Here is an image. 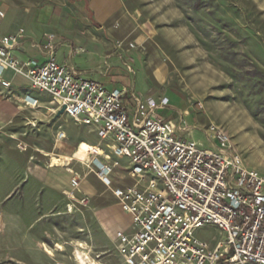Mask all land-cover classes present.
Listing matches in <instances>:
<instances>
[{
    "label": "rangeland",
    "instance_id": "rangeland-1",
    "mask_svg": "<svg viewBox=\"0 0 264 264\" xmlns=\"http://www.w3.org/2000/svg\"><path fill=\"white\" fill-rule=\"evenodd\" d=\"M174 3L206 50L201 69L182 74L183 84L187 82L195 94L193 111L203 115L209 110L200 111L207 109L209 102L216 105L210 117L206 114L209 125L197 130L196 140L205 148L216 149L215 129L221 128L231 135L232 147L246 164L264 172V83L253 74L254 66L264 71V0ZM198 3L202 8L196 10ZM20 7L23 37H27L34 17L35 24L36 18L45 22L37 25L42 39L34 43L41 50L47 34L55 35L57 50L63 28L76 34L93 24L89 11L78 0L41 1L35 13L27 10V3ZM66 55L67 51H60L62 59ZM174 79L182 77L175 75ZM27 81L16 79L11 85L0 81V264H123L113 236L124 211L118 202L104 200L110 193L107 184L98 181L100 195L95 196L91 209L75 200L73 178L62 189L49 182L50 173L63 165L52 164V156L72 154L82 139L89 141L90 133ZM81 145L75 155L87 164L90 156L81 151ZM106 152L117 158L115 151ZM60 162V158H53V163ZM116 171L124 173L120 167ZM200 234L211 239L219 231L211 226Z\"/></svg>",
    "mask_w": 264,
    "mask_h": 264
},
{
    "label": "built area",
    "instance_id": "built-area-1",
    "mask_svg": "<svg viewBox=\"0 0 264 264\" xmlns=\"http://www.w3.org/2000/svg\"><path fill=\"white\" fill-rule=\"evenodd\" d=\"M0 17H5L2 9ZM24 34L20 28L1 40L0 81L11 85L3 74L12 70L49 94L57 109L64 107V113L110 141L107 148L117 158L107 152L111 164L95 158L106 184L127 159L134 183L112 188L131 217L130 226L113 236L123 264H264V172L246 164L227 131L215 129L216 149L179 136L173 122L159 113L167 97L139 98L131 109L127 89H110L60 62L54 34H47L43 45L44 62L21 61L12 49ZM72 185L79 186L77 177ZM211 226L219 234L201 237L200 230Z\"/></svg>",
    "mask_w": 264,
    "mask_h": 264
},
{
    "label": "crops",
    "instance_id": "crops-1",
    "mask_svg": "<svg viewBox=\"0 0 264 264\" xmlns=\"http://www.w3.org/2000/svg\"><path fill=\"white\" fill-rule=\"evenodd\" d=\"M41 1L0 0V9L5 12V17H0V42L5 36L15 34L22 28L24 18L19 16L20 6L27 3L30 5L27 10L32 9L35 13ZM78 1L83 2L84 7L89 11L93 24L88 30H77L76 34L63 28L57 39V59L73 66L81 77L98 80L110 89H127L126 102L131 109L134 108L139 98L167 97L169 103L159 110L160 115L173 122L179 136L196 139L197 130L209 125L207 118L213 113L216 105L214 102H209L207 109L200 111L209 110L203 115H197V112L193 111L192 94L194 93H191L187 82L183 84L182 74H191L201 69L206 50L185 21L182 11L176 6L174 0ZM39 20L36 18L38 23L35 24L34 17L33 21L28 24L27 37L20 38L14 43L12 54L21 61L30 58L39 62L45 61V49L35 48L34 45L35 41L42 39V30L37 25L45 22L40 18ZM60 51H67L65 59L60 57ZM175 75L182 77V80L178 79L179 84L178 80L174 79ZM3 77L11 82L16 79L27 81L26 78L15 74L12 70H5ZM27 83L30 86L28 81ZM52 103L57 107L53 100ZM57 110L60 111V109ZM75 122L78 123L76 120ZM78 124L90 133L89 141L82 139L80 145L84 142L90 147L98 148L99 146L102 149V155L98 156L92 152L90 162L86 161V164L85 161H80L81 157L75 155L80 145L72 154L53 155L52 164L65 166L61 165L57 170L49 172L53 177L62 175L61 179H54L50 175L49 178L52 180L50 179L49 182L58 184L62 189L69 185L72 178L77 177L79 186L72 190L75 200L79 204L89 205L91 209H94V198L100 195L98 181H103L98 175L95 158L111 164L113 161L104 155L108 149L107 143L111 142L103 140L95 128ZM65 136L66 133L61 135L62 138ZM54 157L60 158L61 162L53 163ZM84 164L86 168H89L87 171L84 169ZM126 165L127 159L122 158L120 168L124 169V173L123 171L122 174L117 172L118 167L110 175L111 184H107L110 193L105 194V201L119 203L112 188L134 183L127 174ZM123 213L125 215L123 214L121 225L114 227L116 230L127 229L130 226V215L125 211Z\"/></svg>",
    "mask_w": 264,
    "mask_h": 264
},
{
    "label": "bare ground",
    "instance_id": "bare-ground-1",
    "mask_svg": "<svg viewBox=\"0 0 264 264\" xmlns=\"http://www.w3.org/2000/svg\"><path fill=\"white\" fill-rule=\"evenodd\" d=\"M92 150H94V151L97 150V151H99V153H102V149L97 148V147H94V146L90 147V145H88V144H86L84 142L82 143V145H81V151L83 153H86V155H88V156L91 157ZM87 151H88V154H87ZM77 256L83 261L82 252L81 251H78L77 252ZM82 263H84V261Z\"/></svg>",
    "mask_w": 264,
    "mask_h": 264
},
{
    "label": "trees",
    "instance_id": "trees-1",
    "mask_svg": "<svg viewBox=\"0 0 264 264\" xmlns=\"http://www.w3.org/2000/svg\"><path fill=\"white\" fill-rule=\"evenodd\" d=\"M201 8H202V5L200 3H198L195 9L199 10ZM225 59L227 60V59H229V57L226 56ZM253 74L255 76H258L262 80V82L264 83V71H262L258 66H254ZM262 90L264 91V88Z\"/></svg>",
    "mask_w": 264,
    "mask_h": 264
},
{
    "label": "water",
    "instance_id": "water-1",
    "mask_svg": "<svg viewBox=\"0 0 264 264\" xmlns=\"http://www.w3.org/2000/svg\"><path fill=\"white\" fill-rule=\"evenodd\" d=\"M60 112H61V113L64 112V107L60 110Z\"/></svg>",
    "mask_w": 264,
    "mask_h": 264
}]
</instances>
